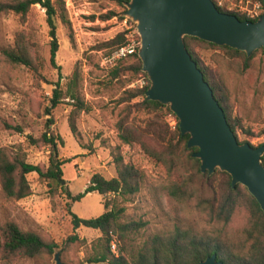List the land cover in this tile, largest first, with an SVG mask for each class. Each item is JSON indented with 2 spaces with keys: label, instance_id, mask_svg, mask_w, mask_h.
<instances>
[{
  "label": "rangeland",
  "instance_id": "374dc122",
  "mask_svg": "<svg viewBox=\"0 0 264 264\" xmlns=\"http://www.w3.org/2000/svg\"><path fill=\"white\" fill-rule=\"evenodd\" d=\"M257 1L222 0L221 5L249 16L254 11L261 15L264 7L256 8ZM58 3L56 61L61 66V76L51 62V36L45 9L37 3L26 15L0 12V147L13 154L23 153L28 162L38 164L45 171L52 161L57 163L70 158L61 165L62 173L57 179L43 178L35 171L29 173L32 192L24 198H8L0 185V226L14 220L23 230L34 231L45 240L56 242L67 264H86V258L94 252V244L102 235L99 229L74 228L71 211L83 218L96 217L105 211V203L110 201L123 208L122 221L143 223L128 240L131 243L128 251L134 254L144 247L147 239L173 228L176 223L212 230L208 216L198 203L211 197L213 183L218 182L219 176L208 183L191 164L172 165L155 159L148 150L157 151L159 146L143 130L146 111H137L136 107L128 111L129 106L140 99L129 105L120 102L124 90L144 85V78L140 75L124 85L123 79L127 80L130 75L115 79L111 71L118 63L113 66L102 63L113 51L101 48L103 43L121 31L135 35L137 22L119 16L105 20L102 16L109 10L121 14L125 11L111 0H59ZM18 47H25L32 54L33 67L12 63L4 55L5 49ZM196 52L211 66L213 78L224 85L233 112L242 125L239 138L255 146L263 144L264 51L259 50L254 55L248 68L244 67L242 56L230 57L222 49L203 44L196 45ZM76 70L77 76L74 75ZM58 81L62 96L48 113ZM74 89L79 90L84 109L68 94ZM165 119L174 127L175 117L169 114ZM121 123L131 130L133 142L125 143L120 138L118 126ZM49 126L61 137L56 150L41 141L35 142ZM119 153L143 175L138 193L124 198L91 191L79 201L69 197L68 192L76 195L85 191L96 172L105 178L116 176L115 156ZM179 182L190 186L189 198L185 200L169 193V187ZM248 214L249 209L242 204L227 226L220 225L231 243L238 240ZM113 234L119 241L120 254L122 241L116 232ZM72 235L78 238L70 240ZM0 264H57V261L54 253L49 252L31 258L6 257L0 253Z\"/></svg>",
  "mask_w": 264,
  "mask_h": 264
},
{
  "label": "trees",
  "instance_id": "16d2710c",
  "mask_svg": "<svg viewBox=\"0 0 264 264\" xmlns=\"http://www.w3.org/2000/svg\"><path fill=\"white\" fill-rule=\"evenodd\" d=\"M111 1H114L126 10L125 4L130 0ZM213 1L220 11L235 14L241 20L255 21L259 18V16L251 17L245 13L235 12L230 10L226 5L222 6L216 0ZM259 1L264 6L263 0ZM58 2L59 0H0V12H14L26 15L32 5L37 3L45 9L46 21L51 36V62L58 68L59 75L61 76V66L56 61V54L59 49L56 21ZM60 9L62 11L61 7ZM114 16H119L120 19L126 18L115 10H109L102 17L108 20ZM127 34L128 31L119 32L115 37L104 42L101 48H111L114 51L116 48L127 43ZM135 36L140 40L138 32L135 33ZM185 43L192 58L203 71L205 80L212 87L215 98L223 107L228 123L238 141L240 143L247 142L239 138V128L242 125L237 115L233 112L224 85L213 78L211 66L205 63L196 52V45L204 44L216 49L225 50L230 57L240 55L243 58L245 68L250 66L252 58L259 50L264 51V47L256 49L252 55L248 56L243 50L229 45H220L193 35H186ZM138 49L139 46L135 53L120 59L111 71V75L115 79H122L124 75H130L127 80L123 79L124 85L128 82H133L140 75L144 78V85L127 87L120 98V102H127L126 104L129 105L133 100L140 99L134 105L129 106L128 111L131 112L132 107H136L137 111H146L147 119L144 121L143 130L159 146L157 151L148 150V152L159 162L172 165L183 162L191 164L195 167V172L208 183H213L219 176L218 182L213 183L211 197L203 199L198 203L202 207L201 211L208 216V222L212 225L213 229L198 230L193 226L184 227L183 224L176 223L173 228L156 233L147 239L144 247L134 254L128 251L129 244H131L128 240L131 239L132 233L143 227V223L122 221L123 208H118L114 201L106 202L105 211L96 217L83 218L71 211L74 228L81 226L90 227L99 229L102 234L94 244V252L88 255L86 261H109L111 264H199L212 254H217V258L222 260L224 264H264V212L259 202L243 184L237 183L235 187H232V177L227 171L216 168L212 174H209L208 171L203 172L201 170L200 158L193 156V152L197 151L198 147H188L190 134H183L181 132L178 116L171 110L169 105L146 97V91L151 85V80L147 72L142 69L143 63L138 54ZM4 55L12 63L28 67H33L35 64L32 54L25 47L5 49ZM74 75L77 76V70ZM53 93L54 97L51 99V105L47 107L48 113H51L52 108L56 107L60 102L62 89L59 81L56 83ZM68 94L78 103L80 109L85 108L78 89L68 91ZM169 114L176 119L174 127L165 119ZM48 128L49 130L45 131L40 139L35 142L41 141L56 150L58 145L57 140H61V137L51 131L50 126ZM118 128L123 142L131 143L134 141L132 132L125 126V123L119 124ZM72 129H74L73 124ZM248 132L250 131L248 130ZM30 138L32 137L30 136ZM250 144L257 147L252 143ZM261 159L262 164H264V154ZM67 161H70V158L65 161H58L57 163H53L52 161L51 166L45 171L38 164L28 162L23 153L18 151L13 154L7 148L0 147L1 188L8 198H24L32 192L28 180L29 173L35 171L43 178L57 179L59 174L62 173L61 165ZM115 163L117 166L116 176L105 178L102 174L96 172L92 175L90 184L85 191L79 192L76 195L68 192L69 197L73 201H79L91 191H98L103 195L115 194L124 198L138 193L143 183V175L140 170L133 163L125 162L120 153L115 156ZM189 189L190 186L187 182L173 183L169 187V193L175 198L185 200L189 198L187 195ZM242 204L246 205L249 209L247 222L241 229L238 240L231 243L223 235L220 225L223 227L227 226L236 210ZM115 232L123 244L122 248L120 247L121 253L118 256L113 254L110 248L111 233ZM77 238V235L69 237L70 240ZM57 247L58 244L56 242L47 241L34 231L23 230L14 220L7 221L4 225L0 226V253L6 257L18 255L31 258L38 256L42 252L54 253ZM126 252H128L127 256L125 255Z\"/></svg>",
  "mask_w": 264,
  "mask_h": 264
},
{
  "label": "water",
  "instance_id": "95a60500",
  "mask_svg": "<svg viewBox=\"0 0 264 264\" xmlns=\"http://www.w3.org/2000/svg\"><path fill=\"white\" fill-rule=\"evenodd\" d=\"M125 5L123 15L137 22L138 54L151 80L146 97L169 105L178 116L181 132L190 134L188 147H198L193 156L200 158L203 172L227 171L232 187L246 186L264 212V144L254 147L238 141L185 43V36L193 35L250 56L264 47V13L255 21L241 20L220 11L213 0H130ZM61 250L57 247L54 256L57 264H66ZM199 264L224 263L212 254Z\"/></svg>",
  "mask_w": 264,
  "mask_h": 264
},
{
  "label": "built area",
  "instance_id": "2783aa9c",
  "mask_svg": "<svg viewBox=\"0 0 264 264\" xmlns=\"http://www.w3.org/2000/svg\"><path fill=\"white\" fill-rule=\"evenodd\" d=\"M218 2L219 5L222 4V0H216ZM261 6H263L261 1H257L256 2V8H260ZM264 7V6H263ZM260 16L259 12L254 11L251 14V17H257ZM130 33V31L128 32L127 36H128V41L127 43L121 45L120 47L116 48L114 51H112L110 54L106 55L103 60L102 63L106 66L108 65H115L118 63V61L124 57L129 56L130 54H133L136 52L138 46H140V40H138L134 34ZM111 241H110V248L113 254L115 255H119V241L117 239V237L111 233Z\"/></svg>",
  "mask_w": 264,
  "mask_h": 264
}]
</instances>
